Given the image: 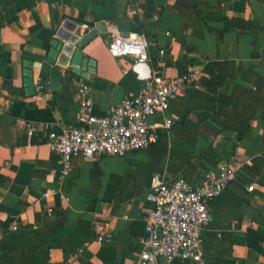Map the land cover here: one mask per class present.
I'll return each mask as SVG.
<instances>
[{
	"label": "crops",
	"instance_id": "0c3cea01",
	"mask_svg": "<svg viewBox=\"0 0 264 264\" xmlns=\"http://www.w3.org/2000/svg\"><path fill=\"white\" fill-rule=\"evenodd\" d=\"M134 1L144 10L141 20L131 13ZM67 20L76 23L73 48L97 30L80 47V73H68L58 59L48 62ZM111 22L148 36L153 70L175 78L196 67L200 77L165 112L149 117L173 121L167 133L159 129L157 143L122 156H76L62 176L59 155L42 130L28 134V121L77 124L82 82L91 86L98 115L143 84L131 58L109 55ZM38 78L46 83L42 92L35 89ZM0 105V264H132L151 175L197 184L221 161L241 166L210 203L205 264H264V253L246 244L249 228L264 233V0H0ZM52 188L57 195L41 197Z\"/></svg>",
	"mask_w": 264,
	"mask_h": 264
},
{
	"label": "built area",
	"instance_id": "2783aa9c",
	"mask_svg": "<svg viewBox=\"0 0 264 264\" xmlns=\"http://www.w3.org/2000/svg\"><path fill=\"white\" fill-rule=\"evenodd\" d=\"M131 13L138 20L144 17V10L137 1L131 4ZM82 26L88 28L85 23ZM106 45L113 58L132 59L131 69L143 81L138 92L124 95L105 115H98L94 110L91 86L82 82L77 88V124H60L54 128L49 123L36 125L28 121V134L42 130L45 144L59 155L62 176L71 171L76 156L85 159L122 156L157 143L161 137L159 129L167 133L173 121L164 117L161 123H155L149 117L165 112L174 97L199 80L200 70L196 67L175 78L153 70L149 52L151 40L136 28L124 31L117 23H109ZM157 52L162 54L164 50L160 48ZM45 85L44 80L38 78L36 91L42 92ZM3 110L0 105V114ZM240 166L238 161H221L207 180L197 184L182 176L167 180L163 173H153L146 193L150 206L146 209L145 231L139 238L132 264H160V259L205 264L202 232L212 219L210 203L233 181ZM252 189L253 184L247 186V190ZM57 194L58 189L52 188L42 191L41 197ZM97 240L102 242L103 236L99 235Z\"/></svg>",
	"mask_w": 264,
	"mask_h": 264
},
{
	"label": "water",
	"instance_id": "95a60500",
	"mask_svg": "<svg viewBox=\"0 0 264 264\" xmlns=\"http://www.w3.org/2000/svg\"><path fill=\"white\" fill-rule=\"evenodd\" d=\"M97 26L100 31L104 28L102 22H99ZM75 29L76 23L71 20L65 21L57 32L58 38L53 40L52 47L49 49L48 62L54 65L55 60L58 59L56 64L60 67H64L67 64L64 69L70 74L80 73L79 67L84 64L80 47L85 45L97 33L96 29L88 31L80 40H78L76 47L73 48L72 43L78 38L77 34L74 33ZM53 72L58 74V70L56 69H54ZM27 75L29 76L28 80L30 82V71H27Z\"/></svg>",
	"mask_w": 264,
	"mask_h": 264
},
{
	"label": "trees",
	"instance_id": "16d2710c",
	"mask_svg": "<svg viewBox=\"0 0 264 264\" xmlns=\"http://www.w3.org/2000/svg\"><path fill=\"white\" fill-rule=\"evenodd\" d=\"M25 116L28 117L29 114H26ZM263 240H264V233L263 232H260V231H257V230L251 229V228H249L247 230L246 244L248 247H250V248H252V249H254L260 253H264V248L262 247V241ZM109 252H111L112 255H114V249L112 247H110ZM99 255L101 257H103L102 252H99ZM110 259H113V256Z\"/></svg>",
	"mask_w": 264,
	"mask_h": 264
}]
</instances>
